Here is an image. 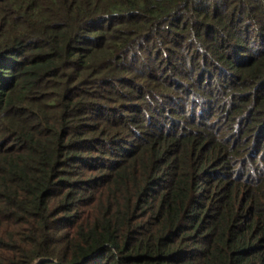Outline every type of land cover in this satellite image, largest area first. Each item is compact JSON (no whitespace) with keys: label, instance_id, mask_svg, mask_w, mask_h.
<instances>
[{"label":"trees","instance_id":"trees-1","mask_svg":"<svg viewBox=\"0 0 264 264\" xmlns=\"http://www.w3.org/2000/svg\"><path fill=\"white\" fill-rule=\"evenodd\" d=\"M0 264H264V0H0Z\"/></svg>","mask_w":264,"mask_h":264}]
</instances>
